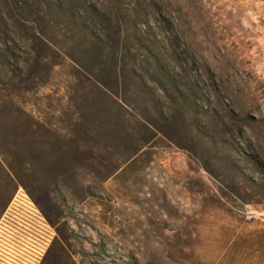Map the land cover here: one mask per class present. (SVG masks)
<instances>
[{
    "label": "rangeland",
    "instance_id": "obj_1",
    "mask_svg": "<svg viewBox=\"0 0 264 264\" xmlns=\"http://www.w3.org/2000/svg\"><path fill=\"white\" fill-rule=\"evenodd\" d=\"M45 257L264 264V0H0V264Z\"/></svg>",
    "mask_w": 264,
    "mask_h": 264
},
{
    "label": "built area",
    "instance_id": "obj_2",
    "mask_svg": "<svg viewBox=\"0 0 264 264\" xmlns=\"http://www.w3.org/2000/svg\"><path fill=\"white\" fill-rule=\"evenodd\" d=\"M18 196V193L16 194V197ZM15 197V198H16ZM15 201H16V199L11 203V204H14L15 203ZM10 212H12V210L9 208L8 209V211H7V213H6V215H5V217L4 218H6L8 215H10ZM3 221H5V219H3ZM11 221H13L15 224H17V225H20L21 226V224L20 223H18V222H16V221H14L13 219H11ZM7 226V225H6ZM8 228H10L9 226H7ZM16 227V226H15ZM17 228V227H16ZM10 229H12L13 230V232H17L15 229H13V228H10ZM9 233H11L10 231H8ZM11 233V235H13V236H15V234L14 233Z\"/></svg>",
    "mask_w": 264,
    "mask_h": 264
},
{
    "label": "flooded vegetation",
    "instance_id": "obj_3",
    "mask_svg": "<svg viewBox=\"0 0 264 264\" xmlns=\"http://www.w3.org/2000/svg\"><path fill=\"white\" fill-rule=\"evenodd\" d=\"M15 197H16V195L14 194V199L12 200V202L15 200ZM46 257L49 258L50 257V253ZM46 257H45L44 260H42V262L40 264H46L47 263L48 259Z\"/></svg>",
    "mask_w": 264,
    "mask_h": 264
}]
</instances>
